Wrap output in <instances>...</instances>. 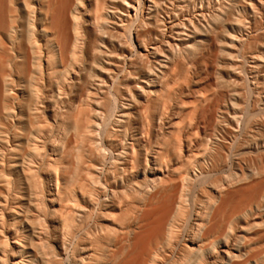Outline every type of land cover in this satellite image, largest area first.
Instances as JSON below:
<instances>
[{
	"label": "bare ground",
	"instance_id": "bare-ground-1",
	"mask_svg": "<svg viewBox=\"0 0 264 264\" xmlns=\"http://www.w3.org/2000/svg\"><path fill=\"white\" fill-rule=\"evenodd\" d=\"M33 1L19 0L20 25L0 0V264H264V158L208 178L214 149L200 124L174 139L159 115L157 81L218 16L182 5L195 0H93V37L88 0ZM259 118L250 155L264 152ZM155 129L164 140L145 141Z\"/></svg>",
	"mask_w": 264,
	"mask_h": 264
},
{
	"label": "rangeland",
	"instance_id": "rangeland-1",
	"mask_svg": "<svg viewBox=\"0 0 264 264\" xmlns=\"http://www.w3.org/2000/svg\"><path fill=\"white\" fill-rule=\"evenodd\" d=\"M208 1L209 2L207 3V1L201 2V0H195L194 3H182V5L184 8L188 7L191 11L194 8H196V10H199L201 7L202 9H204L206 11V13L208 15H211V16L217 15L218 16L217 19L211 22V25L214 28L213 33L206 36V37L205 36L203 37V43L201 44V48L193 56H190L188 58L183 59V61L184 60H186V61L183 62L182 59L179 58L176 60V62L170 63L169 64L170 68L167 69L166 74L163 75L157 81L156 84H157V86L164 87L162 89L161 99L158 103L159 104V111H160L159 115H160L161 120L165 121V124L170 123L169 125H166V128L168 130L172 131V132H170L171 137H173L175 139L181 134L186 135V133L190 131L189 128L191 125L193 126L194 123H199L200 126L202 127V129L204 130L203 132L205 133V135L207 137L206 141L213 144L214 150L212 153V157L210 158V161H209V166L211 168L212 173L211 174H205V176L208 178H211V179H216V178H219V177L221 178V177L228 175L232 170V165L236 162H239L241 166L245 167L247 165H251L250 163H252V162L257 163L258 161L263 160V158H264V152H259V153H255L254 155H250L243 148V146H245V144L248 143L250 148L252 150L254 149V148H252L253 144L255 143V141L258 138L256 136L257 133L255 131L257 128V124L259 123L258 119H260L259 117H261V116H263V118H264V94H261V93H264V61H263L264 60L263 59L264 58V38H261V36L264 37V10H263L264 9V0H260V1L259 0H244V1L243 0H218V1L217 0H208ZM249 1H251V2H249ZM33 2L35 5L39 4L37 0H34ZM218 2H219V4H218ZM261 2H263V3H261ZM3 4L4 3H1L2 9H3ZM93 4H94L93 0L86 1V5L89 7V9H91V11L86 12V14H85V18L87 20L85 29H86L87 33L93 35V37H94L95 32H97L95 30L96 27L91 23L92 21L89 20V16H92V13H93ZM170 4L171 3H169V4L165 3L166 7H168V5H170ZM252 4L255 5L254 7H256V8L252 7L253 6ZM256 5H258V6H256ZM217 6H219V7H217ZM110 7H112L116 13H118L117 12L118 9L122 8L120 3H112L110 5ZM4 8H5V6H4ZM208 8H211V9H208ZM6 9H7V6H6L5 10ZM257 9L259 10V12ZM260 9H262V10L260 11ZM253 10H255V11H253ZM3 11H4V9H3ZM10 12L15 17V19L18 21V23L20 25H22V21H21L22 11L20 8L19 0H12ZM209 12L212 14H210ZM133 14H135V13L132 12V15ZM240 15L242 17L245 15L244 16L245 18L244 17L240 18ZM219 16H220V18L222 16L224 18L222 17L220 19ZM239 19L241 20L242 24L240 23ZM242 20H244V21H242ZM258 20L261 22H259ZM249 21H250V23H245V22H249ZM257 22H258L259 27H258V25H256ZM240 26H242V27H240ZM248 26H251V27L248 28ZM135 32H136L135 27H132L127 32L128 43H129L131 38L133 41L135 40V38H134ZM238 33H239V35H237ZM259 35H261V36L259 37ZM228 36H230L233 39L235 37L238 39L236 40V38H235L232 41ZM1 38H2V41L6 45H8V38L5 35H3V33L1 35ZM239 38L243 39L244 41L241 40L240 42H238V40H240ZM255 38H257L258 40ZM220 39L222 42L220 41ZM242 41H243V43H242ZM251 41L252 42L254 41L255 44L253 43L254 44L253 45L251 43ZM231 44L237 45L238 47L236 46L235 48H232ZM249 45H251V46H249ZM247 46H249V47H247ZM245 47L248 49H246ZM235 49H238V50H235ZM247 51H249V52H247ZM232 52H234V53H232ZM3 55H5V53L0 51V56H3ZM233 55H234L235 59H233ZM229 57H230V59H229ZM206 58H208V59H206ZM214 58H215V61H214ZM255 58H258L259 60L255 59ZM212 60L214 62H212ZM185 62H187V63L185 64ZM178 64H181L182 66L178 65ZM190 65H192V66H190ZM205 66H207V67H205ZM231 66H232V69L234 66V69L235 68H236V70L239 69V71L236 72L234 69L231 70V68H230ZM239 66H240V68H239ZM255 66H258V67L256 68ZM227 68H228V70H227ZM251 68H253V69H251ZM155 71H156V73H159L158 69H156ZM175 71L177 72V74L175 73ZM171 73L173 75H171ZM186 74L188 76H186ZM215 75H216V78H215ZM218 75H219V77H217ZM237 75L241 76L243 78H241V77L238 78ZM188 77L189 78L192 77V78L189 79ZM220 77L222 79H224L225 81L220 79ZM167 80H170V82H169L168 86H165V84L167 83ZM200 80H201V82H200ZM214 80H217L218 82L214 81ZM220 80H222L224 82H222V81L220 82ZM233 80H236V81H233ZM239 80H240V82H239ZM226 81H228L230 83H228V82L225 83ZM184 82H186V83L188 82V84H184ZM238 83H240V84H238ZM241 83H243V84H241ZM237 85H239V86H237ZM233 87H235V88H233ZM238 87L240 89H238ZM219 88H221V89H219ZM204 89H205V91H204ZM235 89H237V91H235ZM243 89H244V91H243ZM202 91H204V92H202ZM236 92L237 93L239 92L238 94H236L237 96L235 95ZM243 92H245V93L242 95L241 93H243ZM259 93H260V95H259ZM204 94H208V95L205 96ZM240 94L242 95V98H241ZM221 98H222V100H219ZM213 99L216 102L211 101ZM233 100H234V102H233ZM255 100H257V101H255ZM209 101H211V102H209ZM252 101H255L257 103V106L255 105L256 103L254 102V104H253ZM217 102H220V103H217ZM165 103L169 104V105L166 104V106L169 108L164 106ZM207 103H208V105H206ZM216 103H217V108H215ZM184 104L186 105V107ZM231 104H233V105H231ZM240 104H241V106H239ZM252 104L255 105L256 107L252 106ZM193 105H194V107L192 108ZM212 105H214V106H212ZM258 105H259V107H258ZM206 106H208V107L206 108ZM242 106L244 109L242 108ZM161 107L163 109H161ZM236 107H238L240 109H237ZM252 108H253V110H251ZM196 109H198V110H196ZM204 109H207V110L204 111ZM233 110H235V111H233ZM240 111H242V112H240ZM165 112H166V114H165ZM214 113H216V116ZM237 113H240V114H237ZM211 115L214 116V117L212 116L213 119L209 118ZM229 115H230V117H234L235 115L241 116V118H243V121H241V126H236L235 123L230 120ZM201 116L203 117L202 119H201ZM193 117H195V118H193ZM191 118H192V120H191ZM216 119H217V121H216ZM209 121H210V123H209ZM226 121L228 122V124L226 123ZM223 124L228 125L231 129L228 126H225ZM232 124H233V126H232ZM166 128H165V130H167ZM204 128H206V129H204ZM236 128H238L239 130L238 129L236 130ZM210 129H212V130H210ZM165 130L160 132L159 130L155 129L153 131V133L149 134V135H147L148 133L147 134L145 133L143 139L145 141H147L152 136H154V137L156 136L157 137L156 142L161 143L164 140L163 134H164ZM185 131H187V132H185ZM247 131H250V132H247ZM252 131L254 132V134ZM237 132H239V134ZM246 133H248V134H246ZM263 134H264V131H263ZM237 135H239V136H237ZM147 137H149V138H147ZM194 138H195L194 135L191 136V138L189 137V139H191V140ZM217 139H219V140H217ZM212 140H214V141L212 142ZM227 141H229V142H227ZM224 143H226V144H224ZM229 144H231V145H229ZM237 145H238V147H237ZM240 145L242 146L241 150L239 148ZM227 146H229L228 148L230 149V151L227 148ZM218 147H219V149H218ZM215 148H217V149H215ZM226 148H227V150H226ZM203 150H204V146L202 147V151ZM215 150H217V151H215ZM221 150H222V152H221ZM240 153H241L240 156H242L243 154H245V155L240 157L239 156ZM223 154L226 158H224ZM257 156L259 159L256 158ZM219 157H220V159L224 158L226 160H223V159L220 160ZM254 157L257 161L254 159ZM241 158H243V159H241ZM218 160H220V161H218ZM251 160H252V162H251ZM222 161H224V163ZM225 162H226V164H225ZM220 168H222V169H220ZM213 173H214V176H213ZM197 193L201 194L200 191H197ZM146 241H148V240H145V244H146Z\"/></svg>",
	"mask_w": 264,
	"mask_h": 264
}]
</instances>
